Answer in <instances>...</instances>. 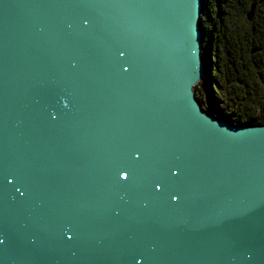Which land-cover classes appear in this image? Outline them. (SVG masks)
I'll use <instances>...</instances> for the list:
<instances>
[{
	"label": "water",
	"instance_id": "95a60500",
	"mask_svg": "<svg viewBox=\"0 0 264 264\" xmlns=\"http://www.w3.org/2000/svg\"><path fill=\"white\" fill-rule=\"evenodd\" d=\"M202 9L0 0V264H264V125L202 108Z\"/></svg>",
	"mask_w": 264,
	"mask_h": 264
},
{
	"label": "rangeland",
	"instance_id": "374dc122",
	"mask_svg": "<svg viewBox=\"0 0 264 264\" xmlns=\"http://www.w3.org/2000/svg\"><path fill=\"white\" fill-rule=\"evenodd\" d=\"M210 1L214 2V4L209 8V11L212 12V17H205V0H203V12L200 19L202 28L207 33V30L209 32V29H213L212 24L216 25L214 38L217 39V37H219L223 43L228 44V39H225L224 37L227 32L225 30L223 12L225 9L232 8V6L236 4L237 0ZM253 5L254 12L252 19L257 17V20L250 22L249 25H247L246 32H243L242 30L239 31L238 37L234 40L235 52H231L229 55H226L223 44H218L220 48H217L216 43L215 45L212 44L213 40L210 35L202 36V55L205 64L206 76L203 80L199 81L194 88L201 105L203 104L202 108L206 113L213 114V111L217 112L219 110L220 112L218 115L215 114L214 116H217V118L220 119H226V117L231 119L232 121H228L226 119L228 123H240L242 125L252 126L259 124V126H263L264 0H249L248 4L245 3L244 6L237 4L236 10L233 13H230L228 18L225 16V21L227 23V21H229L228 19H231L229 21L231 22L230 26H232V29L234 30L235 24H237V27L239 25L238 23L242 22L245 16L249 19L248 14ZM244 10H247V15L244 14ZM214 21H217V24L214 23ZM203 22L209 23L208 27L209 25L210 27H203ZM233 35L235 36L234 31ZM207 48L208 50L205 51ZM228 49L231 50V48ZM220 57L225 59L220 62ZM247 73L251 74L247 75ZM241 74L245 76H241ZM215 79L218 80V85L216 84ZM226 101H228L229 104L225 103ZM234 119H236L237 122Z\"/></svg>",
	"mask_w": 264,
	"mask_h": 264
},
{
	"label": "trees",
	"instance_id": "16d2710c",
	"mask_svg": "<svg viewBox=\"0 0 264 264\" xmlns=\"http://www.w3.org/2000/svg\"><path fill=\"white\" fill-rule=\"evenodd\" d=\"M248 1L249 0H237V2H236V4L235 5H233L232 6V8H229V9H225L224 10V14H225V16L228 18V15H230V13H233L235 10H236V7H237V4H239L240 6H244V4L245 3H247L248 4ZM214 4V2L213 1H210V0H205V3H204V9H205V17H209V16H211V11H209V8L212 6ZM245 8V7H244ZM248 10H249V7H248ZM239 14V13H238ZM244 14H246L247 15V10L245 11L244 10ZM212 17V16H211ZM225 19V18H224ZM229 21L231 20V19H228ZM256 21L257 20V17H255V18H253L252 20H250V19H247L246 18V16H245V18H244V20L242 21L244 24H245V21ZM227 22V26H225V30H226V34H225V39H228V44H226V43H223L221 40H220V38L219 39H217V40H215L216 41V44H217V48H220V44H223V47H224V49H225V54L226 55H228V54H230L231 52L233 53V52H235V48L233 47L232 48V43H234L233 42V39H234V35H233V27L232 26H230V23L231 22ZM208 24L209 23H206V22H203V27H207L208 26ZM209 28V27H208ZM219 44V45H218ZM227 46V47H226ZM228 48H231V50L230 49H228ZM208 50V48L205 50V51H207ZM248 74H251V73H247V75ZM241 76H245V75H243V74H241ZM227 104H229V102L227 103ZM212 112V111H211ZM220 111L218 110L217 112L215 111H213L212 113H213V115H215V114H217L218 115V113H219ZM223 116H225V115H223ZM226 117V116H225ZM226 119L228 120V121H232L231 119H228L227 117H226ZM235 121H237L236 119H234ZM234 121V122H235Z\"/></svg>",
	"mask_w": 264,
	"mask_h": 264
},
{
	"label": "flooded vegetation",
	"instance_id": "af4514ba",
	"mask_svg": "<svg viewBox=\"0 0 264 264\" xmlns=\"http://www.w3.org/2000/svg\"><path fill=\"white\" fill-rule=\"evenodd\" d=\"M224 14V13H223ZM225 15V14H224ZM225 18V17H224ZM254 21V20H253ZM253 21H245V24L243 23V22H240V23H238L239 25L236 27V25L237 24H235V28H234V32H235V37H234V39H233V42H234V40H235V38H237L238 37V34H239V31L240 30H242L243 32H246L247 31V25H249V23L250 22H253ZM211 22H212V20H211ZM224 24H225V26H227V23H226V21H225V19H224ZM209 27H210V25H209ZM212 27H213V31L215 30V27H216V25H214V24H212ZM207 28H208V26H207ZM207 33H208V30H207ZM214 35H215V32H214V34H213V37H214ZM248 35V34H247ZM249 36V35H248ZM263 36H264V34H263ZM219 38V37H218ZM213 39V38H212ZM235 48V44L234 43H232V48ZM235 50V49H234ZM229 55V54H228ZM221 60H224L222 57L221 58H219V61L221 62ZM216 83H217V85H218V80H216ZM221 83V82H220ZM222 85H224L223 83H221ZM213 115V114H212ZM226 120V119H225ZM228 122V121H227Z\"/></svg>",
	"mask_w": 264,
	"mask_h": 264
},
{
	"label": "bare ground",
	"instance_id": "6f19581e",
	"mask_svg": "<svg viewBox=\"0 0 264 264\" xmlns=\"http://www.w3.org/2000/svg\"><path fill=\"white\" fill-rule=\"evenodd\" d=\"M256 7V6H255ZM224 17H225V15H224ZM252 17H253V15H252ZM252 17L250 18L249 17V15H248V18L250 19V20H252ZM224 19V18H223ZM217 22V21H216ZM215 21H214V23H216ZM228 22V21H227ZM217 24V23H216ZM202 25V24H201ZM213 34H214V31H213V29H209V32L208 33H206L205 31H204V29L202 28V35H205V36H208V35H210V37H211V39L213 40V43L212 44H214L215 45V43H216V41L215 40H217V39H219L218 37H217V39L216 38H214L213 37ZM204 40V39H203ZM242 46V45H241ZM214 50V49H213ZM225 50V49H224ZM213 52V51H212ZM214 53V52H213ZM221 53V52H220ZM214 56V55H213ZM212 56V57H213ZM207 57V56H206ZM221 58V57H220ZM225 59V58H224ZM224 63V62H223ZM221 64V63H220ZM223 65V64H222ZM209 76V75H208ZM212 76V75H211ZM222 76V75H221ZM212 78V77H211ZM217 78V77H216ZM215 81H216V79H215ZM200 84V83H199ZM213 84V83H212ZM217 84V83H216ZM210 85V84H209ZM195 87V86H194ZM222 89V88H221ZM203 90V89H202ZM225 91V90H224ZM203 93V92H202ZM216 93V92H215ZM221 94V93H220ZM218 97V96H217ZM224 98V97H223ZM222 98V99H223ZM218 101V100H217ZM225 103H228V101H226ZM203 105V104H202ZM210 114V113H209ZM210 115H212V114H210ZM212 116H214V115H212ZM217 117V116H216ZM224 121H227V120H224ZM237 122V121H236ZM228 123V122H227ZM240 124V123H239ZM252 126V125H251ZM254 126V125H253ZM258 126H259V124H258Z\"/></svg>",
	"mask_w": 264,
	"mask_h": 264
}]
</instances>
